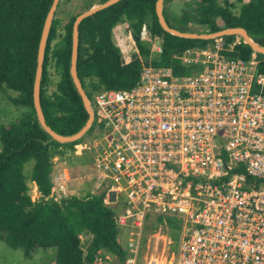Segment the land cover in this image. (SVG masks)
I'll use <instances>...</instances> for the list:
<instances>
[{
    "label": "built area",
    "instance_id": "built-area-1",
    "mask_svg": "<svg viewBox=\"0 0 264 264\" xmlns=\"http://www.w3.org/2000/svg\"><path fill=\"white\" fill-rule=\"evenodd\" d=\"M223 37L176 55L200 66L189 74L149 65L134 86L95 93L103 135L84 151L95 186L114 203L124 197L117 223L127 256L100 250L84 264H139L145 239L171 242L166 219L148 229L157 216L174 217L181 237L169 260L155 254L147 264H264V73L255 51L229 54L241 37ZM70 180L68 168L53 167L50 195L38 189L33 200L72 195Z\"/></svg>",
    "mask_w": 264,
    "mask_h": 264
},
{
    "label": "trees",
    "instance_id": "trees-1",
    "mask_svg": "<svg viewBox=\"0 0 264 264\" xmlns=\"http://www.w3.org/2000/svg\"><path fill=\"white\" fill-rule=\"evenodd\" d=\"M53 1L0 0V90L12 104L27 107L22 117L0 128V240L14 249H23L30 258L36 249L56 248L58 264H84L100 250L117 254L119 261H124L127 251L119 242V211L105 202V192L70 195L60 201H34L24 172L25 164L34 159L31 181L44 196L50 195L53 159L60 157L63 162L77 156L75 146L82 142V138L69 143L54 140L41 126L34 105L39 44ZM156 2L121 0L81 22L78 73L91 99L103 89L134 86L143 68L149 65L172 67L176 74L200 69L198 65H183L176 55L188 48L208 47L214 39L184 38L164 30ZM171 2L165 0L164 14L177 29L210 32L243 26L264 46V0H239V9L229 0H199L196 8L186 5L182 12L171 11ZM61 3L62 0L47 41L41 103L47 123L58 133L71 135L86 124L89 114L70 71L73 26L80 13L69 19L61 17ZM145 24L149 27L148 40L142 39L141 34ZM117 25L122 26L124 41L134 43L137 57L114 42ZM238 37L235 34L223 38L229 45ZM153 42L160 43L161 51L152 49ZM253 53L243 40L229 52L245 59ZM256 57L258 69L264 73V54L256 52ZM95 128L96 123L89 132ZM164 219L173 229L181 228L174 217L157 216L148 229L153 231ZM82 234L91 237L86 244L82 243Z\"/></svg>",
    "mask_w": 264,
    "mask_h": 264
},
{
    "label": "rangeland",
    "instance_id": "rangeland-1",
    "mask_svg": "<svg viewBox=\"0 0 264 264\" xmlns=\"http://www.w3.org/2000/svg\"><path fill=\"white\" fill-rule=\"evenodd\" d=\"M237 6L239 9L241 7V2L239 0H229ZM248 0H243V2ZM102 0H62L61 6L58 10V14L64 18H70L76 16L79 13L89 9L91 6L98 5ZM199 0H172L171 2V11L182 12V9L188 5L191 9H194L198 6ZM113 40L114 42L121 47L124 52H129L133 54V57H137V49L133 42H125L123 39V29L122 26L117 25L113 30ZM12 94H17L15 91H10ZM92 102H94V97H92ZM27 111L26 106H17L12 104L6 97V94L0 90V128L2 125H7L14 122L18 118L22 117ZM103 135V130L101 125L96 123V128L94 132H88L83 138L82 142L75 146V154L77 156L72 157L71 159H65L61 162L60 157H55L54 167H66L71 173V180L69 182V189L72 195H84L87 192H93L95 194H100L106 192L107 190L102 186H95L96 179L93 182V174L91 170V159L89 158L90 152L84 151V148L90 146L94 139L99 138ZM2 150V142L0 140V151ZM80 157V158H78ZM35 165V160L31 159L25 164L24 172L26 174L28 183L31 189V195L36 198L38 193L37 186L31 181V173ZM33 199V198H32ZM62 199V198H61ZM60 199V200H61ZM124 197H121L120 203H114L111 199L108 198L106 192L105 202L118 209L120 211L123 206ZM152 224V222H151ZM163 232L167 233L171 237V242L168 239L167 244L165 245L164 240L157 241L155 238L145 239V243L142 247L141 258L139 264H147L149 258L152 255H158L169 260V256L173 250H175L179 244L181 237V228L173 229L169 225H164ZM174 233V234H173ZM82 243L86 244L87 240H90L91 237L84 234L81 235ZM127 238L124 230H121L119 236V242L121 246L125 249L127 246ZM165 250V252H164ZM0 264H58L56 257V248L50 249H36L33 252L32 257H27L23 249H14L9 246L3 240H0Z\"/></svg>",
    "mask_w": 264,
    "mask_h": 264
},
{
    "label": "water",
    "instance_id": "water-1",
    "mask_svg": "<svg viewBox=\"0 0 264 264\" xmlns=\"http://www.w3.org/2000/svg\"><path fill=\"white\" fill-rule=\"evenodd\" d=\"M60 1L61 0L53 1V4L48 12V15L44 23L42 36H41V40L39 44L37 69H36V76H35V82H34V105H35L37 117H38V120L41 126L50 134V136L54 140L60 143H69V142H74V141H77L83 138L89 132V130L95 123V114H94V110L92 107V99L87 94L86 90L84 89L83 83L78 73L80 24L85 18L95 14L98 11H101L105 8L110 7L118 3L121 0H106L105 2H102L98 5H94L91 8L81 12L75 19L74 26H73V48H72V60H71V70L70 71H71L73 82L83 99L85 108L87 109V112L89 114V118L86 124L78 132H76L75 134H71V135L60 134L57 131H55L47 123L46 116L43 111V107L41 103V82H42V77H43V72H44L46 46H47V41H48V37L50 34L51 26L53 23V19L58 9ZM164 2L165 0H157L156 12H157L161 26L164 28V30L170 32L171 34L184 37V38L206 39V40L236 34L239 37H241L244 40V42L249 44L255 52L264 54V46L261 45L259 42L255 41L251 37L247 29L243 26H232V27H227L225 29H221L218 31H210V32L183 31V30H180V29H177L171 26L169 22L167 21L165 14H164Z\"/></svg>",
    "mask_w": 264,
    "mask_h": 264
},
{
    "label": "crops",
    "instance_id": "crops-1",
    "mask_svg": "<svg viewBox=\"0 0 264 264\" xmlns=\"http://www.w3.org/2000/svg\"><path fill=\"white\" fill-rule=\"evenodd\" d=\"M33 183L35 184V186H37L35 182H33ZM37 189H38V186H37Z\"/></svg>",
    "mask_w": 264,
    "mask_h": 264
}]
</instances>
